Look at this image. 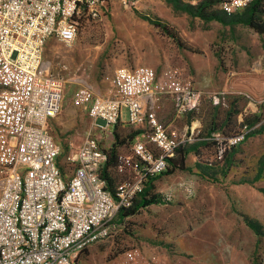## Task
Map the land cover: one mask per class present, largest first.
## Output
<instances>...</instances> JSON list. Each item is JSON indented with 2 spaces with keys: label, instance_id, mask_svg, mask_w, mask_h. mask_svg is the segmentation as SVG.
I'll return each instance as SVG.
<instances>
[{
  "label": "rangeland",
  "instance_id": "rangeland-1",
  "mask_svg": "<svg viewBox=\"0 0 264 264\" xmlns=\"http://www.w3.org/2000/svg\"><path fill=\"white\" fill-rule=\"evenodd\" d=\"M203 1L110 0L102 18L80 21L73 46L55 39L46 45L44 66L67 81L62 110L52 120L67 178L76 168L68 157L76 154L88 133L98 137L106 151L119 136L125 140L120 155L132 157L130 134L145 132L122 122L95 129L103 122L95 123L88 108L75 102L80 85L97 95L113 96L119 69L147 65L160 72L167 63L187 77V56H206L212 72L216 58L219 80L242 71L256 74L253 92L237 94L226 87L211 99L212 94L203 91L208 98L202 106L187 114L181 131H171L187 139L183 151L192 150L186 170L171 172V163L170 172L155 180L150 190L161 202L116 219L112 236L87 248L79 264L264 263V36L242 22L247 12L227 15L218 3L211 10L225 22L195 17L193 11ZM200 78L203 83L209 80L206 74ZM223 84L220 81L216 88ZM186 123L194 128L192 133H186ZM215 133H222L224 140L216 139ZM239 133L246 139L230 147L226 139ZM4 164L0 162V195ZM112 174L118 184V170ZM247 220L260 226L261 234L248 227Z\"/></svg>",
  "mask_w": 264,
  "mask_h": 264
},
{
  "label": "built area",
  "instance_id": "built-area-1",
  "mask_svg": "<svg viewBox=\"0 0 264 264\" xmlns=\"http://www.w3.org/2000/svg\"><path fill=\"white\" fill-rule=\"evenodd\" d=\"M109 1L0 0V162L6 171L0 195V264H79L87 248L112 236L120 212L167 171L187 142L172 135L150 105L158 96L156 70L146 65L121 68L113 82L115 95H97L80 85L75 102L88 108L95 123L103 122L95 129L113 128L123 119L144 129L132 143V157L119 156L124 180L114 192L109 189L102 177L109 157L92 132L68 157L76 162L74 172L68 178L64 174L52 120L62 110L67 81L44 66V51L51 39L73 46L80 21L102 18ZM254 1L220 0L219 8L235 15ZM167 80L173 83L178 118L197 111L208 98L192 84H179L174 74ZM213 135L224 140L222 133ZM246 136L226 140L231 147Z\"/></svg>",
  "mask_w": 264,
  "mask_h": 264
},
{
  "label": "crops",
  "instance_id": "crops-1",
  "mask_svg": "<svg viewBox=\"0 0 264 264\" xmlns=\"http://www.w3.org/2000/svg\"><path fill=\"white\" fill-rule=\"evenodd\" d=\"M213 60V72L209 71V61L206 56H187L184 60H187V77H183L182 72L179 71L178 68L171 67L169 63H167L164 69L160 72H157V83L156 89L158 91V96L154 99V101L150 104L153 110L156 112L159 120L168 128L170 131L177 133L181 131L180 125L185 120V117L178 118L175 115L174 110V102H173V94L171 93V89L173 87V83H170L167 80L168 75L174 74L179 80V84H192V86L200 91H206L210 94H216L220 90H224L226 87L228 89H232L234 93L241 94L243 91L253 92L256 88V74L255 72L250 73L249 71L237 72L232 75L226 74V76H222L219 80L218 77H215V67L217 66L218 61L216 58H212ZM186 62V61H185ZM211 62V61H210ZM184 65L186 63H183ZM147 66V65H146ZM184 67V66H183ZM205 69H203V68ZM184 70H186L184 68ZM205 70V71H204ZM192 73V74H191ZM208 76L209 80L207 83H203L201 80V75ZM214 75V76H213ZM220 81H224L223 86H218L217 84ZM222 87V88H221ZM63 106V105H62ZM249 104L244 108L245 113H249ZM189 115V114H188ZM126 119H123V123ZM186 130L189 129V125L186 123ZM114 128V127H113ZM98 129V128H97ZM111 129V128H110ZM144 134L141 132L138 136ZM137 136V137H138ZM264 264V263H263Z\"/></svg>",
  "mask_w": 264,
  "mask_h": 264
},
{
  "label": "trees",
  "instance_id": "trees-1",
  "mask_svg": "<svg viewBox=\"0 0 264 264\" xmlns=\"http://www.w3.org/2000/svg\"><path fill=\"white\" fill-rule=\"evenodd\" d=\"M220 0H204L198 7H196L193 11V15L195 17L202 18L204 20L209 19V18H215L217 20L225 22V20L215 17L213 15V10L212 7L218 3L219 4ZM244 12H247V15L245 19L242 21L246 25H248L250 28L255 30L258 34L264 36V0H255L251 6L245 10ZM242 12V13H244ZM262 17V19H261ZM263 20V21H262ZM216 129V128H215ZM139 133H132L129 136V139L131 141H134V139L138 136ZM125 144V140H120V137L117 136L115 143L112 145L111 149L109 151H106L108 154V162L102 172V177L105 178L108 182V187L111 191L114 192L116 186L124 180V177L121 176V181L116 184V180L112 176V172L115 170H118V159L120 156L119 149L122 148ZM192 152V150H187L183 151L182 148H180L177 151V157L175 156L174 158L170 159V164H173V169L170 170L173 172L174 170H186V159L188 154ZM168 171V169H167ZM166 171V172H167ZM168 171V172H170ZM166 172L163 174L159 175L155 180H157L160 176L164 175ZM120 176V175H119ZM153 182H151L148 187L145 189V191L139 196V201H135L134 205L131 206L128 209L122 210L119 214V217L117 220H122L131 216L136 215L138 212H140L141 209L147 208L148 206H151L155 203H160L161 200L159 199L158 195H150V190L152 188ZM150 197V198H148ZM248 227H250L257 235L261 234V227L258 226L256 223L247 220L246 221ZM260 264V263H257Z\"/></svg>",
  "mask_w": 264,
  "mask_h": 264
}]
</instances>
